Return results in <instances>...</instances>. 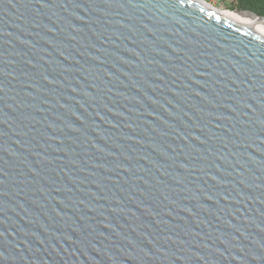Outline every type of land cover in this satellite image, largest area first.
<instances>
[{"label": "water", "instance_id": "obj_1", "mask_svg": "<svg viewBox=\"0 0 264 264\" xmlns=\"http://www.w3.org/2000/svg\"><path fill=\"white\" fill-rule=\"evenodd\" d=\"M0 264H264V37L190 0H0Z\"/></svg>", "mask_w": 264, "mask_h": 264}, {"label": "bare ground", "instance_id": "obj_2", "mask_svg": "<svg viewBox=\"0 0 264 264\" xmlns=\"http://www.w3.org/2000/svg\"><path fill=\"white\" fill-rule=\"evenodd\" d=\"M190 1L205 8L206 10H209L213 13H216L232 21L233 23L237 24L238 26L252 33H255V34H258L264 37V24L255 21L254 19L250 18L247 15L239 14L237 11H228V12L222 11L205 0H190Z\"/></svg>", "mask_w": 264, "mask_h": 264}, {"label": "trees", "instance_id": "obj_3", "mask_svg": "<svg viewBox=\"0 0 264 264\" xmlns=\"http://www.w3.org/2000/svg\"><path fill=\"white\" fill-rule=\"evenodd\" d=\"M237 10H251L258 15L264 16V0H234ZM235 11V10H227Z\"/></svg>", "mask_w": 264, "mask_h": 264}, {"label": "rangeland", "instance_id": "obj_4", "mask_svg": "<svg viewBox=\"0 0 264 264\" xmlns=\"http://www.w3.org/2000/svg\"><path fill=\"white\" fill-rule=\"evenodd\" d=\"M205 1L225 12H228L227 10H237L235 8L234 0H205Z\"/></svg>", "mask_w": 264, "mask_h": 264}]
</instances>
